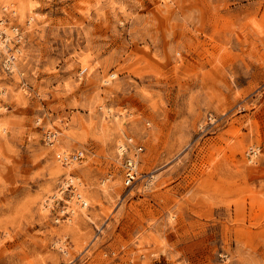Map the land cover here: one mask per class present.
Returning <instances> with one entry per match:
<instances>
[{
	"label": "rangeland",
	"instance_id": "obj_1",
	"mask_svg": "<svg viewBox=\"0 0 264 264\" xmlns=\"http://www.w3.org/2000/svg\"><path fill=\"white\" fill-rule=\"evenodd\" d=\"M1 15L22 40L12 72L0 57V264H264V0Z\"/></svg>",
	"mask_w": 264,
	"mask_h": 264
},
{
	"label": "built area",
	"instance_id": "obj_2",
	"mask_svg": "<svg viewBox=\"0 0 264 264\" xmlns=\"http://www.w3.org/2000/svg\"><path fill=\"white\" fill-rule=\"evenodd\" d=\"M6 11V10H5ZM11 18L4 15L0 16V24L4 23L8 25L11 29L10 34H6L4 28L0 29V57L2 58V66L8 71L12 72L17 60L18 45L22 40V34L20 29L16 25L9 26ZM1 42L7 44L8 48L1 46ZM57 136L56 132H47L46 140L48 143L53 144ZM132 138H128L127 141L120 143L119 149L120 159L122 160V166L124 169V184L129 187L136 184L141 176L140 172V154L143 151V146L138 145L134 148L131 147ZM259 152V147L254 146L250 149L249 155L255 157ZM59 158L63 160L64 163L69 161H79L84 158L83 151H77L69 154H59ZM67 184V182H66Z\"/></svg>",
	"mask_w": 264,
	"mask_h": 264
},
{
	"label": "bare ground",
	"instance_id": "obj_3",
	"mask_svg": "<svg viewBox=\"0 0 264 264\" xmlns=\"http://www.w3.org/2000/svg\"><path fill=\"white\" fill-rule=\"evenodd\" d=\"M79 195V194H78Z\"/></svg>",
	"mask_w": 264,
	"mask_h": 264
}]
</instances>
